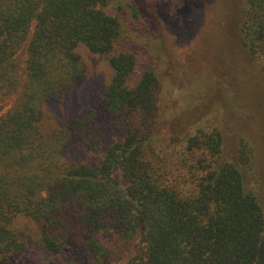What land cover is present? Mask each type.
Listing matches in <instances>:
<instances>
[{
	"label": "trees",
	"instance_id": "obj_1",
	"mask_svg": "<svg viewBox=\"0 0 264 264\" xmlns=\"http://www.w3.org/2000/svg\"><path fill=\"white\" fill-rule=\"evenodd\" d=\"M242 1L239 42L262 59L264 0ZM152 30L135 0H0V264L23 248L20 217L45 254L81 250L60 264H264L247 143L222 162L218 126L154 129ZM80 46L110 67L102 121L43 128L46 104L85 76Z\"/></svg>",
	"mask_w": 264,
	"mask_h": 264
},
{
	"label": "rangeland",
	"instance_id": "obj_2",
	"mask_svg": "<svg viewBox=\"0 0 264 264\" xmlns=\"http://www.w3.org/2000/svg\"><path fill=\"white\" fill-rule=\"evenodd\" d=\"M135 1L138 15L150 17L152 44L160 49L153 59L158 66L155 131L178 139L196 125L218 126L222 162L233 161L241 142L247 143L253 155L254 189L264 207V57H251L239 42L243 1ZM77 51L86 63L85 76L46 104L43 128L52 129L69 118L84 119L92 111L95 121H102L98 101L110 67L83 46ZM96 154L89 148L77 152L80 160L88 162ZM15 225L22 231L23 248L2 264H60L63 256H81L73 246L49 256L38 243L39 223L20 217Z\"/></svg>",
	"mask_w": 264,
	"mask_h": 264
},
{
	"label": "bare ground",
	"instance_id": "obj_3",
	"mask_svg": "<svg viewBox=\"0 0 264 264\" xmlns=\"http://www.w3.org/2000/svg\"><path fill=\"white\" fill-rule=\"evenodd\" d=\"M253 103V102H252Z\"/></svg>",
	"mask_w": 264,
	"mask_h": 264
}]
</instances>
